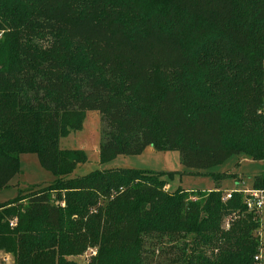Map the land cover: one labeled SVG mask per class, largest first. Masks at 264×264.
<instances>
[{
  "label": "trees",
  "instance_id": "obj_1",
  "mask_svg": "<svg viewBox=\"0 0 264 264\" xmlns=\"http://www.w3.org/2000/svg\"><path fill=\"white\" fill-rule=\"evenodd\" d=\"M164 2L146 14L141 0H0V191L22 154L57 177L0 204V250L15 264H76L67 257L92 247L91 264H155L157 252L164 264H253L261 221L244 194L223 201L231 175H213L205 202L165 189L181 172L70 178L88 157L61 140L89 111L104 124L101 163L148 147L199 171L234 154L264 162V0Z\"/></svg>",
  "mask_w": 264,
  "mask_h": 264
},
{
  "label": "rangeland",
  "instance_id": "obj_2",
  "mask_svg": "<svg viewBox=\"0 0 264 264\" xmlns=\"http://www.w3.org/2000/svg\"><path fill=\"white\" fill-rule=\"evenodd\" d=\"M141 1L144 5L142 10L146 14L160 11L165 4L164 0ZM132 12L133 8L127 13L131 14ZM103 125L101 114L97 111H89L86 113L83 128L80 131L72 132L68 137L61 140L62 149L82 150L88 157V161L85 164L79 165L70 175V178L82 177L98 169L108 170L116 168L164 173L181 172L180 175L166 179L168 183L165 189L171 193L179 190L196 192L193 199L205 202L209 192L215 191L217 187L213 178L214 174L231 175L220 186L221 191L228 193L237 190L255 189L256 177L264 172V162L254 161L246 154H234L227 161L214 168L199 171L184 167L181 163L179 152L157 151L152 147H148L141 155H120L112 161L101 163L99 159V147ZM20 162L21 172L12 179L7 188L0 191V204L12 201L20 194L26 195L33 190L46 187L57 180V177L51 171L42 166L36 154H22L20 155ZM61 204L65 208V202L62 201ZM100 204L104 203L101 201ZM95 211L96 208L93 207L92 212ZM232 222V217H227L224 220L223 228L228 230ZM17 223L18 220L14 219L11 221L10 226L15 227ZM92 248L97 250L98 255V247ZM89 250L90 248L80 255L67 258L76 264H91L97 255H90ZM154 261L156 263L160 262V264L166 263L164 257H161L158 252ZM0 264H15L13 254L0 250Z\"/></svg>",
  "mask_w": 264,
  "mask_h": 264
},
{
  "label": "built area",
  "instance_id": "obj_3",
  "mask_svg": "<svg viewBox=\"0 0 264 264\" xmlns=\"http://www.w3.org/2000/svg\"><path fill=\"white\" fill-rule=\"evenodd\" d=\"M234 193L244 194L245 204L249 212L254 213L261 221V226L257 232L260 240V247L257 254L254 256L253 264H264V189H247L244 191H234L225 193L223 201L226 202L232 199ZM90 255L96 256L97 250L90 248Z\"/></svg>",
  "mask_w": 264,
  "mask_h": 264
}]
</instances>
